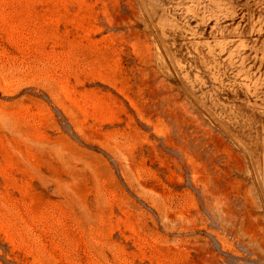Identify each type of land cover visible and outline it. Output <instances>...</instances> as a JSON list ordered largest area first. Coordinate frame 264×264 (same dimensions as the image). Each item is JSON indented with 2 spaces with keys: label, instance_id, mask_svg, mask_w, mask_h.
Masks as SVG:
<instances>
[{
  "label": "rangeland",
  "instance_id": "rangeland-1",
  "mask_svg": "<svg viewBox=\"0 0 264 264\" xmlns=\"http://www.w3.org/2000/svg\"><path fill=\"white\" fill-rule=\"evenodd\" d=\"M0 264H264V0H0Z\"/></svg>",
  "mask_w": 264,
  "mask_h": 264
}]
</instances>
